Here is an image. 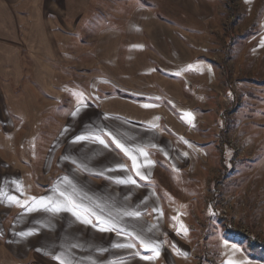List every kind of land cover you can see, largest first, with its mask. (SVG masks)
Returning <instances> with one entry per match:
<instances>
[{
  "label": "rangeland",
  "instance_id": "1",
  "mask_svg": "<svg viewBox=\"0 0 264 264\" xmlns=\"http://www.w3.org/2000/svg\"><path fill=\"white\" fill-rule=\"evenodd\" d=\"M115 1L116 9L107 5L102 9L103 27H121L141 6L147 10L143 21H148L147 32L153 34L150 38L155 44L169 46L178 59L197 58L195 65L186 63L190 73L194 70L198 76L196 91L186 94L187 113H192V118L186 116L189 126L186 146L181 144L184 152L175 150L179 144L177 148L172 145V152L180 160L178 164L185 169L172 165L163 176L164 182L154 180L156 186L161 185L162 195L168 197L171 218L180 215L187 219L180 223L186 226V234L181 230L178 235L172 229L170 235L171 240L181 244L180 254L173 249L174 254L166 250V256L172 264H225L229 260L233 264H264V0ZM232 8L234 20L230 18ZM78 34L71 36L69 46H59V72L73 73L62 82L64 89L60 94L64 101L68 92L74 93L70 90L74 86L89 93L92 87L95 90L92 78L101 74L99 63L90 54L84 57L83 36ZM176 39L186 45L182 48ZM161 45H155L153 50H162ZM104 61L102 58V69ZM73 97L75 101L79 99V95ZM66 114L65 110L59 111L57 121L50 122L48 117L42 128H32L34 134L42 130L43 137L24 136L30 128H18L28 141L10 143V150H14L9 161L11 169L0 155L3 193L18 196L22 201L30 196H51L53 183L59 185L66 170L74 169L69 149L72 144L62 139L52 149V143L43 141L64 131ZM66 133L65 138L70 139V132ZM222 133L227 143L223 149ZM2 150L0 143L1 153ZM9 169L15 174L7 175L4 181L3 172ZM14 180L23 185V193L16 191ZM77 199L102 205V190L77 192ZM38 219L41 225L50 221V227H42L39 234L27 238L16 235L36 226ZM73 220L67 212L56 216L28 214L0 199V264H58L36 249L47 247L58 252L59 247L53 245H59L61 238L68 236L79 238L81 243L102 245V232L90 225L71 223ZM171 227L181 228L172 223ZM232 245L239 251H234ZM73 251L82 264H87L83 258L88 256L102 261V253L87 244Z\"/></svg>",
  "mask_w": 264,
  "mask_h": 264
},
{
  "label": "crops",
  "instance_id": "2",
  "mask_svg": "<svg viewBox=\"0 0 264 264\" xmlns=\"http://www.w3.org/2000/svg\"><path fill=\"white\" fill-rule=\"evenodd\" d=\"M106 5L114 10L117 2L0 0V143L3 144L0 155L10 168L9 161L14 157V150L9 148L10 143L28 141L22 138L23 132L18 128H30L24 136L38 134L43 137L45 134L41 133L42 130L34 134L32 128H42L41 125H44L48 117L50 122L54 119L57 121L59 111L65 110L67 117L64 126L71 128L68 134L70 139L65 138L66 132L58 134L57 131L49 139L46 137L43 140L52 143V149H55L53 144L62 139H65L63 142L72 144L69 149H72L73 160L78 163L73 164L74 169H67L65 176L72 179L78 189L102 190L105 213L115 212L125 205H139L142 217L136 221L126 218V222L135 225L137 230L155 225L147 235L155 240L165 241L156 260L145 261L137 257L128 259L126 264H172L165 251L172 254L173 249L175 252L181 250V244L171 240L170 235L172 229L178 234L176 226L181 227L180 223L185 217L175 215L176 219L171 218L168 197L162 195L159 188L161 185L156 186L154 180L158 178L160 183L164 182L163 176L172 165L185 169L178 164L180 160L172 152V145L177 148L179 144L175 150L184 152L181 144L186 146L189 126V119L185 115L186 94L197 88L198 76L194 70L190 73L186 63L195 65L197 58L178 59L169 46L155 44L150 38L153 34L147 32L148 21H143L147 10L141 6L136 8L129 21L121 27H103L102 9ZM76 32L83 36L84 57L90 54L89 57L99 63L101 74L93 76L96 89L92 87L91 94L89 91L79 90L80 86L69 87L67 90H73L74 93H66L68 97L64 101L63 94H60V90L64 89L62 82L64 78L70 79L73 73L59 72L58 63L62 61L59 46L66 43L69 46L70 38L75 37ZM180 42L179 40L176 44L183 48L186 43L181 45ZM155 45H161L162 50L154 51ZM102 58L106 63L104 69ZM58 80L62 81L59 83ZM79 93L84 94L88 106L83 107L73 118L70 113L78 106L73 96ZM89 125H102L106 132L113 131L126 146L139 145L147 151L148 158L155 161L153 166L142 169L148 175V180H140L135 176L131 170L132 160L116 148L107 136L104 137L109 140L107 148L98 142H70L71 136L73 138L80 134ZM200 156L203 159L204 156ZM80 161L87 164L88 171L78 170ZM142 162L143 158L138 157L137 163ZM121 163L128 165V169L107 172L105 175L94 174ZM10 169L3 172L4 181H7V175L15 174ZM127 175H132L140 186L121 185L109 179ZM53 185L55 188L58 184ZM130 192L131 200L126 201L124 197ZM142 200L144 203L141 204ZM171 223L175 224L176 229L171 227ZM113 240L125 242L124 237L117 238L115 233H102V246L107 247ZM133 242L137 244L136 251L141 255L151 254L140 248L139 242ZM131 251L133 250L110 249L109 252L102 253V261L125 257Z\"/></svg>",
  "mask_w": 264,
  "mask_h": 264
},
{
  "label": "snow or ice",
  "instance_id": "3",
  "mask_svg": "<svg viewBox=\"0 0 264 264\" xmlns=\"http://www.w3.org/2000/svg\"><path fill=\"white\" fill-rule=\"evenodd\" d=\"M191 68V66H189ZM210 70V69H209ZM80 99L76 101L77 105L75 110H73L70 115L75 118L83 107H87L86 98L83 93L78 94ZM148 107V105H145ZM189 119L192 118V113L185 114ZM107 118V117H105ZM156 127V125H153ZM71 129L66 127L64 132H68ZM107 136L111 143H114L116 148L120 149L126 157L132 160L131 170L134 171L135 176L139 177L140 180H148V175L145 174L142 169H147L155 164V161L149 159V154L139 145L128 144L126 146L125 142H122L113 131H105V128L102 125H89L86 126L80 134H77L70 141L71 143H80V142H98L100 145H103L105 148L109 147V140H106L104 137ZM135 153V154H133ZM167 155V153H165ZM183 155H187L184 153ZM138 157L143 158L142 163H137ZM68 159V157H65ZM73 164H77L76 160H72ZM175 168V165H173ZM128 165L126 164H117L114 168L105 169L103 172L94 173L96 175H105L107 172L115 170H127ZM78 170L88 171V166L84 161H80L78 165ZM115 183L121 185H133L139 187L136 179H133L132 175H127L125 177H116L111 178ZM16 186V191L23 193V185L19 181H12ZM83 189H78L74 184L73 180L68 176H65L61 179L60 184L57 185L54 189V192L51 196H30L24 199L23 201L15 195H9L3 193L0 190V199H6L9 204H15L18 207H21L25 210V213L33 212H42L50 213L52 216L59 215L60 213L67 212L70 213L74 220L71 223H81L84 225H90L92 228L96 229L102 233H115L117 238L124 237L125 242H120L119 240H113L107 247L102 245H93L90 241L81 243L79 238L68 236L67 239L61 238V243L59 245H53V247H59L60 251L53 253L49 248L42 247L36 249L44 255L50 256L52 259L56 260L58 264H82V259L78 258L73 251L76 248H83L85 244L89 247H94L95 251L98 253L109 252L110 249H131L133 251L129 252L125 257H117L115 259H108L101 261L96 257L88 256L83 258L87 261V264H126L128 259L140 258L145 261H154L159 258L161 253L162 244L165 241H158L153 239L151 236H148L147 233L152 231V227L143 228L139 230L136 229L135 225H130L126 222L128 220L136 221L139 220L143 213L139 210V205L136 206H127L117 209L115 212L108 211L105 213L104 207L100 203L95 201H90L89 204H85L83 199H77V192H82ZM132 193L130 192L127 196L124 197L126 201L131 200ZM147 198H145L146 200ZM141 204L144 203L142 200ZM214 214V213H213ZM42 219V218H41ZM173 219H176L175 217ZM95 220V223H94ZM50 227V221L45 222L41 225V220L36 221V226L27 229L26 231H21L16 233V235L21 238H27L29 236L37 235L41 231V228ZM187 233L186 226H181L178 229V234L180 231ZM72 240H75L73 243ZM133 241L139 242L140 248L145 252L151 253L150 255H141L139 251H136L137 244ZM227 244V241H224ZM234 251H239L236 245L231 246ZM179 251V250H177ZM187 255L186 253H182ZM225 264H233L232 261H225Z\"/></svg>",
  "mask_w": 264,
  "mask_h": 264
},
{
  "label": "trees",
  "instance_id": "4",
  "mask_svg": "<svg viewBox=\"0 0 264 264\" xmlns=\"http://www.w3.org/2000/svg\"><path fill=\"white\" fill-rule=\"evenodd\" d=\"M228 1H230V0H228ZM234 15H235V11H234L233 8H232V14H231V16H230L231 20H234ZM224 70H225V69H224ZM224 72H225V71H224ZM225 140H226V139H225V136H224V134L222 133V136H221V139H220V143L223 145L222 149L227 145V143H226Z\"/></svg>",
  "mask_w": 264,
  "mask_h": 264
}]
</instances>
